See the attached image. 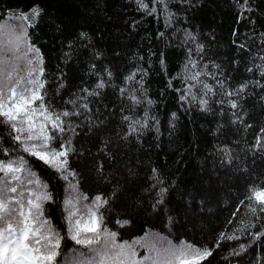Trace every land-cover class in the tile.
Wrapping results in <instances>:
<instances>
[{"label": "trees", "instance_id": "trees-1", "mask_svg": "<svg viewBox=\"0 0 264 264\" xmlns=\"http://www.w3.org/2000/svg\"><path fill=\"white\" fill-rule=\"evenodd\" d=\"M143 3L0 0V25L27 33L18 55L34 45L43 57L45 103L71 114L55 144L71 141L67 180L19 153L51 193L45 216L65 237L57 260L87 259V249L68 238L65 199L83 211L100 195L108 201L103 226L117 243L152 229L210 248L201 264H264V235L253 238L264 232V214L258 220L245 199L251 186L264 185V0ZM34 7L40 13L31 18ZM21 13L28 18L17 19ZM13 62L25 76L27 61ZM9 132L0 124V146L12 149Z\"/></svg>", "mask_w": 264, "mask_h": 264}, {"label": "snow or ice", "instance_id": "snow-or-ice-1", "mask_svg": "<svg viewBox=\"0 0 264 264\" xmlns=\"http://www.w3.org/2000/svg\"><path fill=\"white\" fill-rule=\"evenodd\" d=\"M138 3L142 8L148 7L143 0H138ZM31 11V18L40 13L39 8L35 7ZM16 18L28 17L21 13ZM26 36V31L22 30L16 34L15 31L0 25V124L10 129L9 136L15 146L12 149L0 146V153L6 157L0 159V264H59L57 257L61 255V242L65 237L45 216L44 204L52 200L51 193L46 190L47 184L31 170L24 155L19 153H27L43 161L67 180V175L63 174L69 172L67 157L72 151L71 141L59 143L58 147L55 144L62 139L58 134L67 131L62 117L71 114L68 111L55 113L45 103V82L41 79L45 70L39 49L34 45H28L27 52L18 55L20 45ZM197 50H202V46H198ZM29 52H34L35 55L28 58ZM20 59H25L29 66L25 76L19 75V65L13 62ZM189 64L195 66L196 61L190 60ZM134 75L126 79L131 80ZM199 75L197 72L190 79L196 80ZM220 83L223 85V81ZM97 87L104 88V82L100 81ZM246 87V84L241 85L239 91L243 92ZM203 88L209 93L213 91L207 83L203 84ZM224 95L231 97L237 93L225 92ZM130 98L134 102H139L135 95ZM180 99L184 100L185 96L182 95ZM219 103L224 104L225 101L221 100ZM227 103L233 109L238 107L236 99H230ZM200 104L202 107L206 106L208 101L201 99ZM83 107L87 108V104ZM134 123L138 124L139 121ZM129 129L130 132L137 130L132 125ZM260 131L264 132V128ZM261 139L257 137L258 146L261 145ZM14 152L17 153L15 158L12 155ZM245 199L249 201L247 206L250 213L259 220L260 216L257 213L264 214V185L251 186ZM107 203L105 198L97 195L92 205H86L82 211L76 207L71 197L64 201L68 238L87 249L85 254L87 259L81 264H144L132 260L135 252L128 251L129 246L126 242L118 244L117 234L103 226L104 217L100 210ZM244 203L241 201V204ZM262 235L264 232H257L253 238L259 239ZM220 238L237 239L225 233H221ZM101 240L102 249L95 248L94 245H100ZM245 247L241 245V251H244ZM153 252L154 255L144 258L148 264H201L212 255L210 248H199L184 242L179 246L169 244L167 247L154 248ZM234 254L239 255L235 252Z\"/></svg>", "mask_w": 264, "mask_h": 264}, {"label": "rangeland", "instance_id": "rangeland-1", "mask_svg": "<svg viewBox=\"0 0 264 264\" xmlns=\"http://www.w3.org/2000/svg\"><path fill=\"white\" fill-rule=\"evenodd\" d=\"M6 26V25H2ZM8 30H12L15 28H12L11 26L8 27ZM127 243L128 251L135 252V256L132 257V260H135L137 262H144V264H148L147 261H145V257H148L150 255H154L153 249L154 248H160L161 246L167 247L169 244L172 246H179L181 245V242H184L186 244H191L185 240H176L172 238L170 235L160 232L158 230H147L145 233L133 236L128 239L121 240L118 244H124ZM103 246H100L98 249H102Z\"/></svg>", "mask_w": 264, "mask_h": 264}]
</instances>
